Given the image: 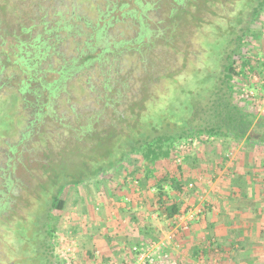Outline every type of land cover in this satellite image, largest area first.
I'll return each instance as SVG.
<instances>
[{
  "label": "rangeland",
  "instance_id": "1",
  "mask_svg": "<svg viewBox=\"0 0 264 264\" xmlns=\"http://www.w3.org/2000/svg\"><path fill=\"white\" fill-rule=\"evenodd\" d=\"M230 1L193 0L188 6L187 0H136L134 4L131 0H0V52L9 54L6 58L0 53L4 67L0 77V206L4 205L0 210L4 225L0 227V264H39L33 239L39 216L44 214L43 197L61 187L64 207L53 212L50 220L55 229L52 255L56 264L119 262V257L130 256L136 239L155 243L170 235L173 238L165 252L175 264H264V147L187 140L186 150L180 152L177 143L169 158L155 164L153 175L156 179L179 178L181 190L166 188L167 198L162 201L175 202L177 221L184 222L169 226L165 221L174 220L162 214L152 188L154 179H146L141 156H130L111 167L127 124L116 122L113 129L109 121L113 112L126 107L123 100L119 105L108 100L103 106L104 76L98 63L84 68L89 55L97 56L105 49L99 45L95 50L93 29L108 23L106 34L112 38L107 47L120 52L116 67L109 71V85L132 97L129 109L133 113L143 112L165 91L169 78L187 74V61L202 51L205 24ZM93 6L96 13L91 11ZM136 9L147 17L148 30L161 34L148 49L132 52L128 49L146 41L140 39V25L130 19ZM75 15L86 16L88 21L74 18L78 28L72 32L69 20ZM251 29L254 39L242 51L264 63V12ZM52 34L57 35L56 42ZM52 43L54 47L46 48ZM206 44L213 50L219 46L215 40ZM33 48L43 54L36 56L39 62L34 65L35 59L30 62ZM210 55L208 51L204 62L218 67L219 61ZM12 61L27 64V86L19 84L21 74ZM72 62L80 71L64 82V90L44 110L49 91L46 99L33 90L51 86ZM247 79L253 89L242 85L239 94L251 93L255 111L264 115V74ZM11 89L19 90L22 101L18 103ZM107 94L111 99V93ZM145 116L142 119L147 121ZM88 123L92 132L86 128ZM178 154L180 164L174 158ZM99 167L105 174L93 178ZM108 221H120L116 239L125 247L122 251V245L115 246L114 256L104 263L93 239L103 233ZM151 221H159L163 233H146V228L158 225ZM8 236L14 244L7 248Z\"/></svg>",
  "mask_w": 264,
  "mask_h": 264
},
{
  "label": "trees",
  "instance_id": "2",
  "mask_svg": "<svg viewBox=\"0 0 264 264\" xmlns=\"http://www.w3.org/2000/svg\"><path fill=\"white\" fill-rule=\"evenodd\" d=\"M131 1L134 4L136 0ZM192 2L193 0H187L186 3L190 6ZM237 4L239 8L236 7ZM91 11L96 13L97 8L94 9L93 6ZM182 12L183 9L181 8L178 14ZM216 12L218 13H212L215 17L214 20L204 26L207 33L204 35L206 38L201 42L202 51L197 55V58L187 61L189 64L187 74H177L175 77L169 78L170 83L164 89L165 91L159 94L154 104L149 103L147 105L149 109L147 108L143 112L133 113L129 109L132 97L125 94V91L116 92L109 85L111 81L109 71L116 67L114 63L118 61L116 58L120 52L116 51L117 47L113 50H109L107 47L110 45L108 41L112 37L106 34L105 26L108 23L105 24L104 20L102 21L104 22L103 25L95 26L93 35L95 36V50L99 45H104L105 49L97 56L89 55L87 62L84 64V68H87L89 64L98 63V68L104 76L101 97L104 102L103 106L107 105L108 100L112 105H119L123 100V106L126 107V110L113 112L114 118L109 121V126L113 129L116 122L127 124V127L123 129L125 131L123 139L117 143L119 149L118 158L111 167L127 161L130 156L140 155L145 163V177L146 179H154L152 188L155 189L157 200L160 201L159 206L162 214L167 219H172L177 215L179 208L175 202L166 203L162 201L163 197L167 198L165 189L180 191L181 186L179 178L176 176L154 178V166L159 160L169 158L171 150L177 143L187 140H197L200 143L209 142L210 140H222L235 143L244 142L246 145L264 147V115L255 111L252 98L245 99L239 94V88L242 85H248L251 90L253 89L252 83L249 82V78L247 79L248 75L257 76L259 72H262V75L264 74V63H258V60L245 55L242 51L254 39L251 27L257 23L260 15L264 12V0H231L228 3V7L225 8L224 6L220 12ZM74 18L85 21V24L88 21L87 17L83 15L72 16L69 20L70 29H73L72 32L78 28L73 20ZM130 19L140 25V39L145 38L146 41L128 50L139 52L140 50L148 49L153 39L161 34L160 31L148 30V26L145 23L147 17H145L143 11L142 13L138 9L132 11ZM64 20L63 22L65 23L66 21ZM79 34L82 35V31ZM52 35L56 42V39H58L57 35ZM212 40L219 43V46L214 48L215 51L206 44ZM53 45L52 43L51 46L48 45L46 48H52L54 47ZM208 51L211 52L210 56L212 58L219 61L218 67L204 62ZM31 52L33 57L28 62H32V59H35L32 62L34 65L39 62L36 56L43 57V54L39 53L37 48H33ZM0 53L6 58L9 56L3 50ZM111 55L114 56L113 59L108 60ZM14 63L20 71L18 63L12 61V64ZM3 68L0 65V77ZM34 71H37V69L34 68ZM78 71H80V67H76L72 62V64L64 67L55 83L51 86L34 89L32 93L43 97L42 91L47 89L49 91V102L45 106L48 109L60 95V92L64 90V82L69 80L72 75L77 74ZM19 84L22 87L27 86V83H23L22 80L19 81ZM11 91L19 97L18 103L22 101L19 96V90L11 89ZM107 92L111 93V99L106 96L108 95ZM0 95L3 96V94ZM143 114L146 115L145 120L147 121L142 119ZM90 125L91 123H88L86 128L89 129ZM92 130L95 131V129ZM131 132L134 133L132 136H130ZM94 171L93 178L105 174V171H101V167ZM63 188L61 187L59 190L52 189L46 194L44 192V214L42 217L39 216L38 221H40V224L36 226L35 238L33 239L34 251L38 257L39 264H56L57 262L53 260L52 255V241L55 238V229L51 225L50 220L53 212L59 213L63 210L65 203L62 197L65 191ZM3 206H0V210ZM9 223L8 221V227H5L6 230L9 228ZM0 227H4L1 221ZM6 240L7 248L14 244V242L11 243L9 236Z\"/></svg>",
  "mask_w": 264,
  "mask_h": 264
},
{
  "label": "built area",
  "instance_id": "3",
  "mask_svg": "<svg viewBox=\"0 0 264 264\" xmlns=\"http://www.w3.org/2000/svg\"><path fill=\"white\" fill-rule=\"evenodd\" d=\"M251 95V96H250ZM243 98L248 99L252 97V94L245 91L241 95ZM187 148V144L184 142L178 143L177 151H184ZM175 162L180 164L181 157L178 155H175ZM134 184H137V182H134ZM189 187H192L191 184H189ZM198 213H190L187 217L188 220H192L194 216H196ZM173 223L177 221V217H173ZM177 222H184V221H177ZM190 222V221H188ZM183 230L186 229L185 226L182 228ZM173 238V235L167 236L165 239L160 240L159 242H140L136 243L135 245L131 246L129 248V255L125 259H122L119 262H111L110 264H164L169 263L175 264V262L169 261V256L165 252L166 245L168 242ZM170 264V263H169Z\"/></svg>",
  "mask_w": 264,
  "mask_h": 264
},
{
  "label": "crops",
  "instance_id": "4",
  "mask_svg": "<svg viewBox=\"0 0 264 264\" xmlns=\"http://www.w3.org/2000/svg\"><path fill=\"white\" fill-rule=\"evenodd\" d=\"M155 224L158 225H151V227L146 228V233L147 231L150 233L155 232L158 235H160L161 233H163L161 227L159 226V221H151ZM148 223V225L151 224ZM167 223V225L171 226L170 223H173V221H165ZM120 221L114 223V221H108V224L103 230V233L100 232L99 236L94 237L93 242H95L96 247L98 249V251L101 253V258L103 260V262H107L108 261V257L114 256V253H112V250L115 249V246H121L122 245V251L125 247V243H122L121 240L116 239L117 234H119V232L117 231V225H119ZM116 224V225H115ZM113 229V230H112ZM160 232V233H159ZM120 236V234H119ZM115 238V239H114ZM137 241V242H136ZM136 243H140L141 239H136ZM144 242V241H142ZM151 242V241H149ZM122 243V244H121ZM113 254V255H111ZM121 254V251H119V255ZM90 257V256H89ZM122 256L119 257V261L122 260Z\"/></svg>",
  "mask_w": 264,
  "mask_h": 264
},
{
  "label": "flooded vegetation",
  "instance_id": "5",
  "mask_svg": "<svg viewBox=\"0 0 264 264\" xmlns=\"http://www.w3.org/2000/svg\"><path fill=\"white\" fill-rule=\"evenodd\" d=\"M4 52L6 53V54H8V51L7 50H4ZM16 58H18V56H14V58L13 59H16ZM21 62H23V61H18L17 63H18V65L20 66V79L23 81V83H26V76L28 75V73H29V70H28V67L27 66H25V65H21ZM24 78V79H23ZM42 94H43V98H48L47 97V89H45L43 92H42ZM44 110H47V108H46V106H44Z\"/></svg>",
  "mask_w": 264,
  "mask_h": 264
}]
</instances>
